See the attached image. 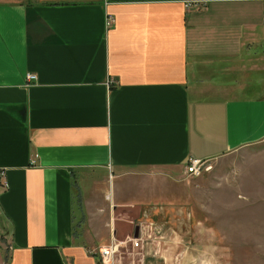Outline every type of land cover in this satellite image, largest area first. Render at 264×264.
I'll return each mask as SVG.
<instances>
[{
	"label": "crops",
	"instance_id": "crops-1",
	"mask_svg": "<svg viewBox=\"0 0 264 264\" xmlns=\"http://www.w3.org/2000/svg\"><path fill=\"white\" fill-rule=\"evenodd\" d=\"M263 140L262 0H0V264H98L126 221L144 264L205 263L154 211Z\"/></svg>",
	"mask_w": 264,
	"mask_h": 264
},
{
	"label": "rangeland",
	"instance_id": "rangeland-1",
	"mask_svg": "<svg viewBox=\"0 0 264 264\" xmlns=\"http://www.w3.org/2000/svg\"><path fill=\"white\" fill-rule=\"evenodd\" d=\"M206 166L209 170L197 178L184 170L176 174L171 191H177L178 202L154 211V219L163 224L168 236L211 240L210 247H195L196 254L202 250V255L209 256L200 264H264V140ZM116 228L122 243L113 264H144L146 248L133 247L130 238L133 224L126 221Z\"/></svg>",
	"mask_w": 264,
	"mask_h": 264
},
{
	"label": "built area",
	"instance_id": "built-area-1",
	"mask_svg": "<svg viewBox=\"0 0 264 264\" xmlns=\"http://www.w3.org/2000/svg\"><path fill=\"white\" fill-rule=\"evenodd\" d=\"M263 7H264V0H262ZM113 23V19L111 17L107 18L106 26L107 28L110 27ZM36 80L35 75L27 74L26 81L28 83L33 82ZM210 161H201V160H194L190 159L188 163L185 165V174L189 177L197 178L200 177L203 172L209 170V167L206 164ZM0 185L3 189L8 187V183L5 179L4 171H0ZM133 247H138L140 244V240L138 238H131ZM119 250V242L116 240L114 236H112L111 244L107 247H101L97 249L98 253V264H113L114 255Z\"/></svg>",
	"mask_w": 264,
	"mask_h": 264
},
{
	"label": "water",
	"instance_id": "water-1",
	"mask_svg": "<svg viewBox=\"0 0 264 264\" xmlns=\"http://www.w3.org/2000/svg\"><path fill=\"white\" fill-rule=\"evenodd\" d=\"M135 235H136V233H135Z\"/></svg>",
	"mask_w": 264,
	"mask_h": 264
}]
</instances>
